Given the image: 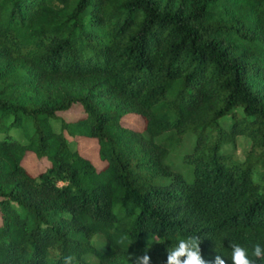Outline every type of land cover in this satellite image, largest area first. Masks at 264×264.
<instances>
[{
    "label": "trees",
    "instance_id": "1",
    "mask_svg": "<svg viewBox=\"0 0 264 264\" xmlns=\"http://www.w3.org/2000/svg\"><path fill=\"white\" fill-rule=\"evenodd\" d=\"M192 235L210 264L264 246V0H0V264H167Z\"/></svg>",
    "mask_w": 264,
    "mask_h": 264
},
{
    "label": "clouds",
    "instance_id": "2",
    "mask_svg": "<svg viewBox=\"0 0 264 264\" xmlns=\"http://www.w3.org/2000/svg\"><path fill=\"white\" fill-rule=\"evenodd\" d=\"M200 243V237L195 235L179 239L174 247L167 249V264H210L201 254ZM229 247L231 253L228 259L231 264H257V261L264 260V246H261L260 243L253 245L251 255H249L248 249L239 243H231ZM223 257L219 254L216 255L212 264H226ZM63 264H74V257L65 256ZM134 264H151L147 248L142 255L135 257Z\"/></svg>",
    "mask_w": 264,
    "mask_h": 264
},
{
    "label": "rangeland",
    "instance_id": "3",
    "mask_svg": "<svg viewBox=\"0 0 264 264\" xmlns=\"http://www.w3.org/2000/svg\"><path fill=\"white\" fill-rule=\"evenodd\" d=\"M82 115V111L80 108H75L70 110L68 113L63 114L65 119L71 120V119H76L79 116ZM124 123L132 126V127H137V128H142L143 126V120L140 117L134 116V115H129L126 116L124 119ZM55 128L58 129V126L56 124ZM238 144L239 148L241 151V147H244L247 145V142L244 138H238ZM78 148L80 149L81 153L85 156L90 158L97 166L100 165V160L96 156V143L95 140L92 139H85L81 138L78 139ZM23 165L24 167L32 174L36 175L40 171H43L46 166H48L50 163L47 160H40L38 159L34 154L32 153H27L23 159ZM94 242L98 245V247H103V240H101L99 237L94 239ZM92 261H95V259H91Z\"/></svg>",
    "mask_w": 264,
    "mask_h": 264
}]
</instances>
